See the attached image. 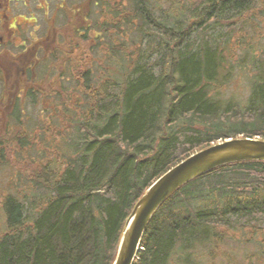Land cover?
<instances>
[{
	"label": "trees",
	"instance_id": "16d2710c",
	"mask_svg": "<svg viewBox=\"0 0 264 264\" xmlns=\"http://www.w3.org/2000/svg\"><path fill=\"white\" fill-rule=\"evenodd\" d=\"M254 1L198 0L190 7V20L179 24L176 18H155L144 0H132V16L120 0H89L117 12L119 26L139 19L141 42L147 36L155 44L147 47L144 64V48H138L120 84L107 78L94 87L88 84L91 70L79 73L86 77L89 106L76 126L77 141L67 146L61 171L45 166L43 174L31 176L34 189L43 191L40 197H4L0 264H113L127 218L159 177L219 141L264 139V63L254 66L256 58L250 57V65L243 64L245 44L230 38ZM259 4L264 6V0ZM82 27L76 32L84 39ZM209 31L218 37L206 40ZM192 33L200 43L189 44ZM75 46L71 41L67 48ZM78 53L87 55L86 50ZM155 55L161 57L159 73L149 65ZM249 66L255 74L246 103L225 98L236 71ZM261 224L264 162L223 166L167 199L148 225L136 264H196L192 251L198 246L229 231H264Z\"/></svg>",
	"mask_w": 264,
	"mask_h": 264
},
{
	"label": "rangeland",
	"instance_id": "374dc122",
	"mask_svg": "<svg viewBox=\"0 0 264 264\" xmlns=\"http://www.w3.org/2000/svg\"><path fill=\"white\" fill-rule=\"evenodd\" d=\"M46 1L37 0L36 8L44 6ZM49 1L51 3L47 5L46 13L40 11L35 14V10L28 9L33 16L30 13L10 14L8 23H13L19 31L13 40L14 45L9 36L11 30L6 28L9 25H0V37L3 38L0 45V67L3 66L5 74L9 75L5 82V94L16 98L18 105L9 109L0 106V207L5 196H33L38 193L40 197L43 191L34 189L31 176L41 173L45 166L62 170L60 167L63 166L60 164L66 160L64 156L67 154V146L73 140L77 141L76 126L82 121L86 106H89L84 88L86 77H81L79 73L91 70L88 84L91 83L94 87L107 78L117 80L120 84L129 76L131 58L137 57L138 48H144L145 53L140 58L141 64H144L149 57L147 47L155 44V40L147 36L141 42L142 33L139 29L142 22L139 19L130 18V24L124 22L119 26L117 18L120 15L115 14V11L109 13L106 4L85 3L84 12L88 21L83 23L76 19L72 21L70 14L54 13L53 0ZM120 1L125 6L124 10L132 16V0ZM197 1L144 0L146 8L154 13L155 18H168V22L176 18L180 21L179 24L190 20V7ZM261 1H254V9L242 16L240 31L234 37L230 36L234 42L245 44L240 54L243 55L242 60H247L243 62L246 65H250V57L256 58L254 66L264 63V6L259 4ZM68 2L72 6L78 0ZM180 9L184 12L178 13L177 10ZM82 25L86 30L81 32L85 35L84 39L76 32ZM143 28L150 33L147 26L143 25ZM218 35L215 31H209L206 40H215ZM71 41L76 42V46L67 48ZM195 41L200 43L197 34L192 33L189 44L194 45ZM39 42L40 53L32 56L31 52ZM247 48L252 49V52L249 50L248 53ZM78 49L81 52L86 50L87 55L77 54ZM254 51H257L256 55ZM160 60L161 57L159 59L155 55L149 63L150 68L157 73L160 71ZM26 61H31L37 75L23 89L17 86L15 77L22 78L16 72L18 67L21 72ZM254 66L236 71L234 82L226 86L225 98L234 97V100L246 103L251 89V78L255 74ZM74 68H78V72ZM44 71H48L47 78ZM31 91L38 92V97L35 98L32 94L29 97ZM3 93L4 87L0 84V97ZM3 217L0 208V222ZM261 225L264 230V225ZM236 231L226 232L225 238L195 248L192 251L195 263L264 264V231L260 232V228L254 232L252 229Z\"/></svg>",
	"mask_w": 264,
	"mask_h": 264
},
{
	"label": "water",
	"instance_id": "95a60500",
	"mask_svg": "<svg viewBox=\"0 0 264 264\" xmlns=\"http://www.w3.org/2000/svg\"><path fill=\"white\" fill-rule=\"evenodd\" d=\"M264 162V139L238 137L195 152L159 177L135 204L119 241L113 264H134L152 218L167 199L191 181L223 166Z\"/></svg>",
	"mask_w": 264,
	"mask_h": 264
},
{
	"label": "flooded vegetation",
	"instance_id": "af4514ba",
	"mask_svg": "<svg viewBox=\"0 0 264 264\" xmlns=\"http://www.w3.org/2000/svg\"><path fill=\"white\" fill-rule=\"evenodd\" d=\"M37 0H0V25L3 26L4 24H8L9 28H7V30H11L9 36L11 38V43L14 45V39H16V35L19 34V31L17 30V27L15 25H13V23H8V20L10 18V14L12 13H18V14H27L30 13V15H34L32 13V11L28 10V9H32L35 10V14L37 12L42 11L43 13H46V9H48V4L51 3L49 0H47L45 2V5L42 7H37L38 4L35 6V2ZM69 0H53L52 1V6L55 5V10L54 13L56 12H63L66 15L70 16H75L76 19L80 20L82 17L85 16V12H84V5L85 3H88L89 0H78L77 4H73L72 6L68 5ZM30 16V17H32ZM83 28V27H82ZM81 27L79 29H77L78 31H80L82 29ZM84 33H80L81 36H83ZM30 35H32L30 33ZM33 40V39H32ZM33 42H36L35 40ZM3 43V38L0 37V45ZM40 43L37 44L34 48L32 53V56L35 54H39L40 52ZM26 46V45H24ZM42 46V45H41ZM28 50H30V48H28ZM3 67V66H2ZM0 67V84H3L4 87V93L2 94V96L0 97V106H4L7 109L11 108V106L15 107L18 106L16 105V98L14 99L12 96H6L5 94V82L8 81L9 75L5 74L4 69ZM18 70H20V68L18 67L16 74H18L19 76H22V78H16V83L18 87H22L24 89L25 86H29L28 84L31 83L32 79H35L37 72H36V68H33V64L31 63V61H26L25 65L23 67V69L21 70V72H19ZM48 73V71H44V76L45 78H47L48 76L46 75ZM7 75V76H5ZM26 80V81H25ZM28 83V84H27ZM29 94H33L32 91ZM28 94V96H29ZM19 98V97H18ZM7 104V106H6ZM12 107V109H14Z\"/></svg>",
	"mask_w": 264,
	"mask_h": 264
}]
</instances>
